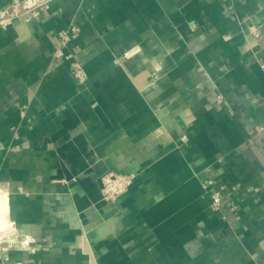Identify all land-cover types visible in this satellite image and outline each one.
I'll return each instance as SVG.
<instances>
[{
	"label": "crops",
	"instance_id": "crops-1",
	"mask_svg": "<svg viewBox=\"0 0 264 264\" xmlns=\"http://www.w3.org/2000/svg\"><path fill=\"white\" fill-rule=\"evenodd\" d=\"M27 1L0 25V264H264V0Z\"/></svg>",
	"mask_w": 264,
	"mask_h": 264
},
{
	"label": "built area",
	"instance_id": "built-area-1",
	"mask_svg": "<svg viewBox=\"0 0 264 264\" xmlns=\"http://www.w3.org/2000/svg\"><path fill=\"white\" fill-rule=\"evenodd\" d=\"M35 5L23 1L11 5L10 8L0 11V25L11 23L12 21L20 18L21 16L26 18L30 17L35 11ZM251 30L256 32L255 27L251 26ZM63 38L66 35H62ZM71 69L74 77L77 81H81L83 78V70L76 63H71ZM134 178V173H105L101 177V198L105 201H113L116 197L123 194ZM221 208V194L217 189H212L210 192V209L212 211L219 210Z\"/></svg>",
	"mask_w": 264,
	"mask_h": 264
},
{
	"label": "bare ground",
	"instance_id": "bare-ground-1",
	"mask_svg": "<svg viewBox=\"0 0 264 264\" xmlns=\"http://www.w3.org/2000/svg\"><path fill=\"white\" fill-rule=\"evenodd\" d=\"M4 206H5V198L3 195L0 194V212H2L4 210Z\"/></svg>",
	"mask_w": 264,
	"mask_h": 264
}]
</instances>
